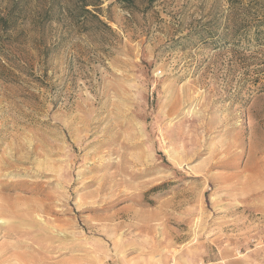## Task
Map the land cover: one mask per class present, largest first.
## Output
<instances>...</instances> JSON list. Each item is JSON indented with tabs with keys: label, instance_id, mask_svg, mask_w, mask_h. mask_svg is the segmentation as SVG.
<instances>
[{
	"label": "rangeland",
	"instance_id": "rangeland-1",
	"mask_svg": "<svg viewBox=\"0 0 264 264\" xmlns=\"http://www.w3.org/2000/svg\"><path fill=\"white\" fill-rule=\"evenodd\" d=\"M12 204L0 264H264V0H0Z\"/></svg>",
	"mask_w": 264,
	"mask_h": 264
},
{
	"label": "trees",
	"instance_id": "trees-1",
	"mask_svg": "<svg viewBox=\"0 0 264 264\" xmlns=\"http://www.w3.org/2000/svg\"><path fill=\"white\" fill-rule=\"evenodd\" d=\"M89 6L90 5H88L86 2H82L81 4H76L75 6H73V9L68 8L67 10L71 11L70 15L73 17L74 20H77V21L83 20L85 22L88 19V17L91 16V17H94L98 23L106 26L101 20H99V18L97 16L93 15L92 12L90 10H88ZM47 16H48V14H47ZM48 19L49 20H47V21H50V17H48ZM3 20H4L3 23H6L5 24V26H6L8 20H5V19H3Z\"/></svg>",
	"mask_w": 264,
	"mask_h": 264
},
{
	"label": "bare ground",
	"instance_id": "bare-ground-1",
	"mask_svg": "<svg viewBox=\"0 0 264 264\" xmlns=\"http://www.w3.org/2000/svg\"><path fill=\"white\" fill-rule=\"evenodd\" d=\"M30 149V148H29ZM31 154V153H30ZM28 156V155H27ZM33 156V155H32ZM27 159V158H26ZM146 159V158H145ZM19 160H20V158H19ZM21 162V161H20ZM26 162V161H25ZM28 163V162H27ZM30 163V162H29ZM34 163V162H33ZM32 163H30V165H31ZM2 168H3V166H2ZM30 168V167H29ZM5 169V168H4ZM23 169V168H22ZM25 170V169H24ZM33 170V169H32ZM35 171V170H34ZM30 173H32L31 171H30ZM39 173V172H38ZM22 174V173H21ZM36 175V174H35ZM42 175V174H41ZM22 184V183H21ZM4 185V184H3ZM18 185V184H17ZM23 185V184H22ZM5 186V185H4ZM7 186V185H6ZM10 186V185H9ZM32 186H34V185H32ZM3 187V186H2ZM14 187V186H13ZM22 187H24V186H22ZM28 187H30V186H28ZM21 188V187H20ZM2 196V195H1ZM55 199V198H54ZM47 202V201H46ZM51 202H53V200L51 201ZM50 203V202H49ZM44 204V203H43ZM47 204V203H46ZM35 205V204H34ZM20 207V206H19ZM22 207V206H21ZM28 207V206H27ZM30 207H32V206H30ZM53 211H54V209H53ZM0 212H2V213H6L7 215H8V218L10 217V218H20V219H24V218H27V217H30V216H32V212L34 213V211L33 210H31V212H25V211H22L21 209H19L18 207H16V205L15 204H12V205H8V206H1L0 205ZM1 213V214H2ZM2 217V216H1ZM38 217V216H37ZM7 218V217H6ZM2 221V220H1ZM41 222V221H40ZM42 223V222H41ZM2 226V225H1ZM20 257V256H19Z\"/></svg>",
	"mask_w": 264,
	"mask_h": 264
}]
</instances>
